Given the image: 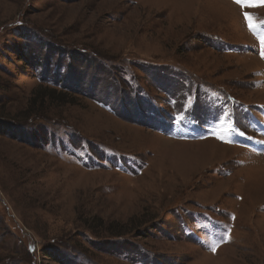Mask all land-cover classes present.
Segmentation results:
<instances>
[{
	"label": "rangeland",
	"instance_id": "1",
	"mask_svg": "<svg viewBox=\"0 0 264 264\" xmlns=\"http://www.w3.org/2000/svg\"><path fill=\"white\" fill-rule=\"evenodd\" d=\"M262 37L235 0H0V264H264Z\"/></svg>",
	"mask_w": 264,
	"mask_h": 264
},
{
	"label": "trees",
	"instance_id": "2",
	"mask_svg": "<svg viewBox=\"0 0 264 264\" xmlns=\"http://www.w3.org/2000/svg\"><path fill=\"white\" fill-rule=\"evenodd\" d=\"M124 81H125V83L127 82L129 85L130 84H134V88L136 89V82L135 81H132V80H126V77H125V79H124ZM44 90H46V88L44 89ZM47 91V90H46ZM48 92H52V93H56V91H55V89H52V90H49ZM57 94H60L61 96L62 95H64L65 93H63V91H61V90H59V92L57 93ZM139 95H140V99H141V103L144 101H146L147 100V95H148V92H146L145 90H141V89H139ZM50 98V95H49V93H45L43 96H42V99L43 100H48ZM147 105H148V103H147ZM154 114H155V117H153V118H151L150 120H154V119H156V121L154 120V122L156 123V124H159V125H164V124H168V123H165V120H163L162 119V117H161V115H160V113L158 112V109H156V111L154 112ZM169 115V114H168ZM156 116H158V117H156ZM171 124V123H170ZM169 124V125H170ZM30 240V239H29ZM28 244H29V247H31V248H33V243L32 242H30V241H28ZM34 249V248H33Z\"/></svg>",
	"mask_w": 264,
	"mask_h": 264
},
{
	"label": "snow or ice",
	"instance_id": "3",
	"mask_svg": "<svg viewBox=\"0 0 264 264\" xmlns=\"http://www.w3.org/2000/svg\"><path fill=\"white\" fill-rule=\"evenodd\" d=\"M235 2L239 5H242L244 7H250V6H264V0H235ZM245 18L247 20H251L250 14L245 12ZM262 44H264V37L261 38ZM262 56H264V51H262ZM215 251V248L212 249Z\"/></svg>",
	"mask_w": 264,
	"mask_h": 264
},
{
	"label": "bare ground",
	"instance_id": "4",
	"mask_svg": "<svg viewBox=\"0 0 264 264\" xmlns=\"http://www.w3.org/2000/svg\"><path fill=\"white\" fill-rule=\"evenodd\" d=\"M227 3L231 4L229 1H227ZM232 6H233V5H232ZM213 143H214V142H213ZM214 145L217 146V147L219 146V147H221V148H223V149L225 148V146H223V145H219V144H216V143H214ZM214 145H213V146H214Z\"/></svg>",
	"mask_w": 264,
	"mask_h": 264
}]
</instances>
